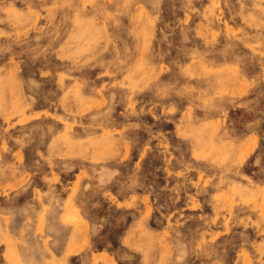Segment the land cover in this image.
Listing matches in <instances>:
<instances>
[{
  "label": "rangeland",
  "instance_id": "374dc122",
  "mask_svg": "<svg viewBox=\"0 0 264 264\" xmlns=\"http://www.w3.org/2000/svg\"><path fill=\"white\" fill-rule=\"evenodd\" d=\"M0 264H264V0H0Z\"/></svg>",
  "mask_w": 264,
  "mask_h": 264
},
{
  "label": "bare ground",
  "instance_id": "6f19581e",
  "mask_svg": "<svg viewBox=\"0 0 264 264\" xmlns=\"http://www.w3.org/2000/svg\"><path fill=\"white\" fill-rule=\"evenodd\" d=\"M59 149V148H58Z\"/></svg>",
  "mask_w": 264,
  "mask_h": 264
}]
</instances>
